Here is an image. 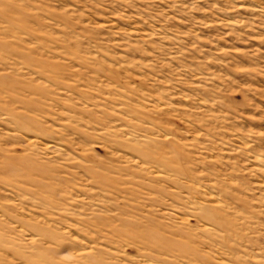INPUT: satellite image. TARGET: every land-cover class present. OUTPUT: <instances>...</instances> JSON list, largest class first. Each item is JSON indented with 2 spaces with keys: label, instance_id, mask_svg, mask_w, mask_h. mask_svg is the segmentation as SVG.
Wrapping results in <instances>:
<instances>
[{
  "label": "rangeland",
  "instance_id": "obj_1",
  "mask_svg": "<svg viewBox=\"0 0 264 264\" xmlns=\"http://www.w3.org/2000/svg\"><path fill=\"white\" fill-rule=\"evenodd\" d=\"M0 264H264V0H0Z\"/></svg>",
  "mask_w": 264,
  "mask_h": 264
},
{
  "label": "bare ground",
  "instance_id": "obj_2",
  "mask_svg": "<svg viewBox=\"0 0 264 264\" xmlns=\"http://www.w3.org/2000/svg\"><path fill=\"white\" fill-rule=\"evenodd\" d=\"M4 83H6V82H4ZM4 83H3V86H7V87H10V88H15V89H17V87H14V84H13V86H10L8 83H6V85H4ZM8 84V85H7ZM14 90V89H13ZM31 91H33V90H31ZM34 92V91H33ZM3 108V107H2ZM4 109V108H3ZM163 136V135H162ZM31 140H29L28 142H30ZM52 151V150H51ZM168 163V162H167ZM144 164V163H143ZM142 164V165H143ZM146 165V164H145ZM140 166V165H139ZM171 171V170H170ZM44 174V173H43ZM155 174V173H154ZM158 174V173H157ZM147 175V174H146ZM22 177V176H21ZM91 190V189H90ZM195 196V195H194ZM205 196H206V194H205ZM209 197H210V195H209ZM198 199V198H197ZM204 200V199H203ZM214 200H215V202H216V199L214 198ZM213 200V201H214ZM198 202V201H197ZM197 204V203H196ZM214 217L215 216H213V215H211V214H209L208 215V220H214ZM232 236V235H231ZM152 237H153V235H152ZM159 245H161V243L159 242L158 243ZM159 245H157V246H159ZM182 245V244H181ZM157 249H159V248H157ZM187 262V261H186Z\"/></svg>",
  "mask_w": 264,
  "mask_h": 264
}]
</instances>
